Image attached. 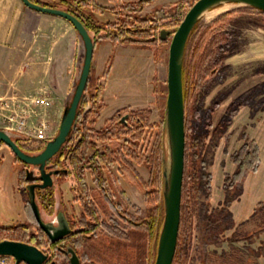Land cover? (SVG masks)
Masks as SVG:
<instances>
[{"label":"rangeland","instance_id":"1","mask_svg":"<svg viewBox=\"0 0 264 264\" xmlns=\"http://www.w3.org/2000/svg\"><path fill=\"white\" fill-rule=\"evenodd\" d=\"M43 1L48 3V0ZM96 1L103 6H112L109 0ZM195 1L154 0L144 7L141 15L158 21L161 30H170L169 26L176 20L182 21ZM57 2L58 0H53L49 3ZM227 13L230 15L222 19L223 23H215ZM100 14L103 13L95 12L93 15L99 25L111 21H106L107 18H111L109 12H104L102 17H99ZM199 24L197 33L206 31L205 43L212 42L214 38L217 41L214 55L217 65L211 66L215 67L212 74L201 82L189 115L190 126L195 132L192 134L205 138L204 172L210 176L211 197L208 205L211 209L218 207L225 198L224 181L227 175L234 174L236 170L234 161L236 153L244 145L255 141L260 154L256 171L247 174L240 197L230 207L234 226L224 233V239L219 244L204 245L196 217H192L184 264H230L225 261L221 263L218 260L223 252L235 253L240 257L241 264H264L262 253L264 230H259L258 218L253 215L256 204L264 200V13L242 4H222L204 13ZM170 35L165 41H161L159 34L154 49L150 46L117 42L124 45L123 48L136 46L149 49L143 55H135V50L128 49L112 51V48L108 46H103L102 49L107 48L110 53L103 55L104 51H99L101 47L98 46L99 52H96L92 64L94 68L91 83L97 85L104 83L106 90L104 89L103 94L107 92L103 96L105 107L100 113L99 122L95 125L96 129L106 126L108 120L112 118L115 120L125 118L132 122L134 112L146 111L144 115L147 117V124L155 125L153 129H149L144 142L143 151L146 155L151 152L158 127L165 117L168 58L172 34ZM104 42L116 44L110 40H102L99 43ZM185 57L187 59L186 54ZM108 63H110V71L107 77L103 78ZM142 72L145 74L148 72V75L137 76L143 74ZM153 75L155 78L152 82ZM124 77L127 81H123ZM75 84L76 81L73 86ZM119 88L128 93L132 91L129 88L138 89V94L131 95L135 98L130 96L118 100L120 96L115 95L119 92ZM207 120L212 125L208 129L203 127ZM22 139L30 148L38 147L40 144ZM163 139L166 147V134ZM3 154L10 155V149L6 146L0 147V227L23 224L33 230L35 218L18 186L16 170L20 168L23 170L24 167L21 164H15V167L12 163L14 162L12 154L9 162L2 156ZM168 161L169 155L166 148V162ZM136 170L144 181L148 180L149 170L145 166H136ZM23 172L24 176L25 169ZM106 176L112 201L109 202L103 193L98 195L99 218L96 223L98 235L107 241L103 242V246H95L101 251L100 260L94 257V260H82L81 264H154L157 245L153 240H149L145 227L132 226L121 216L128 214L133 220L145 216L143 189L138 181L120 176L116 167ZM86 178L89 179L91 186L95 185L92 184L88 174ZM75 183L74 177L54 178L53 211L50 214L42 207L40 208L45 222L55 221L57 214L63 211L71 220L79 217L83 206L82 203L74 204V199L72 200L74 196L72 188ZM21 186L26 188L22 184V179ZM114 203L121 205L118 212L113 206ZM62 245L66 249L70 247L64 243ZM233 248L237 251L234 252ZM251 250L260 252V255L252 254ZM47 252L50 253L49 250ZM66 261H68L67 258Z\"/></svg>","mask_w":264,"mask_h":264},{"label":"trees","instance_id":"2","mask_svg":"<svg viewBox=\"0 0 264 264\" xmlns=\"http://www.w3.org/2000/svg\"><path fill=\"white\" fill-rule=\"evenodd\" d=\"M31 1L47 7L61 8L75 16L90 33L94 42V50L102 40L154 48L158 40L157 35L161 30L158 21H155L152 17L141 15L144 7L154 0H109L112 6H103L96 0H58L55 4L43 3L39 0ZM95 12H109L112 14L113 19L99 25L93 16ZM229 15L230 13L223 15L215 23H223L222 19ZM180 22L181 19L176 20L174 24L169 26L172 33L176 31ZM199 27L198 22L188 38L187 52H185L187 59L185 57L183 63L185 168L182 187L181 224L173 264H184L193 216L196 217L198 222L204 245H217L224 239V233L234 226L230 207L240 197L247 174L256 171L260 154L255 141L244 145L236 153L234 156L236 170L234 174L227 175L224 181L225 198L218 207L211 209L208 205V200L211 197L210 176L204 172L205 138L192 134L193 129L190 126L189 115L201 82L212 74L214 66L217 65L214 60L215 43L217 41L214 38L212 42L205 43L206 31L198 34ZM212 65H214L213 68ZM109 71L110 63H108L103 73V78L107 77ZM91 80L92 67L71 132L60 151L50 160L53 167L59 168L57 171H59L58 174L61 178H66L72 174L76 181L74 190L79 196L74 201L82 203L83 211L77 219L71 220V218L66 217L72 232L63 241L53 242L39 227L36 220L33 230L23 224L0 227V241H19L35 245L39 249L52 251V260L56 264H68L63 252L59 250L61 242L72 247L79 256L80 261L94 260V257L100 260L101 251L99 247L95 246H103V242L107 240L98 235V224L93 222H97L99 218L97 212L98 195L103 193L107 200H112L105 184L106 175L111 174L115 167L120 176L138 181L144 191L145 216L133 220L128 214H122L126 222L132 226L145 227L149 240H153L157 245L164 218L162 196L164 121L159 125L151 152L147 155L143 151L145 148L144 142L149 129H153L155 125L147 124V117L144 115L146 111L134 112L131 118L132 122L127 121L124 124L120 119L115 120L112 118L108 120L109 124L107 123L101 129H96L95 124L105 107L103 99L105 85L104 83L92 84ZM211 126V122L207 120L203 127L208 129ZM13 139L26 154H34L45 147V143H41L38 147L30 148L23 142L22 138L14 137ZM4 146L6 145L0 142V147ZM10 152L15 164H21L24 168L31 167L22 163L11 150ZM136 166H145L149 170L147 181L139 176ZM23 170L20 168L18 171V186L21 195L30 208L26 184L30 180H27L26 173L23 176ZM86 171L90 173L95 184L93 188H89L85 181ZM21 179L26 188L21 186ZM36 200L40 208L42 207L50 214L52 213L55 204L52 188L37 189ZM116 211L118 212L119 209L116 208ZM253 215L258 218L259 230H264V200L256 204ZM233 251L236 252V248H233ZM251 252L260 255L258 251L251 250ZM262 253L264 254V249ZM218 260L221 263L225 261L230 264H241L240 257L235 253L223 252Z\"/></svg>","mask_w":264,"mask_h":264},{"label":"water","instance_id":"3","mask_svg":"<svg viewBox=\"0 0 264 264\" xmlns=\"http://www.w3.org/2000/svg\"><path fill=\"white\" fill-rule=\"evenodd\" d=\"M23 4L35 11L52 14L68 20L78 32L84 46V55L76 84L70 95L69 102L62 116L57 135L48 141L39 153L26 154L14 141L19 134L0 128V142L4 143L14 155L24 164L35 166L40 172L41 183L27 185L29 205L39 227L53 242L66 238L72 232L64 212L56 216L54 222H45L36 200V188L46 189L53 185V175L59 171L46 172V164L62 148L69 136L73 123L77 117L82 96L86 90L91 72L94 42L75 16L61 8L43 6L31 0H21ZM222 4H242L264 12V0H197L188 10L178 28L171 30L162 29L160 40L165 41L172 34L167 73V101L164 117V131L166 134V147L163 154V208L164 219L159 234L157 253L154 264H173L176 254L178 236L181 224L182 187L185 168V106L183 95V63L188 38L207 11ZM166 148L169 161L166 162ZM168 163V164H167ZM168 165V166H167ZM27 180H33L28 171ZM66 255L70 264H81L80 258L72 247H67ZM0 256H10L14 264H46L50 253L39 249L35 245L13 240L0 241ZM51 264H56L52 261Z\"/></svg>","mask_w":264,"mask_h":264},{"label":"crops","instance_id":"4","mask_svg":"<svg viewBox=\"0 0 264 264\" xmlns=\"http://www.w3.org/2000/svg\"><path fill=\"white\" fill-rule=\"evenodd\" d=\"M39 1L47 3V1ZM52 1L48 0V3ZM112 19L111 14V18H107L106 21ZM98 46L101 49L103 46L111 47L112 51L113 49L135 50V55H143L149 50L136 46L123 48L124 45L120 43L115 45L99 43L95 47L92 64L96 52L104 51L103 55L110 53L107 48L98 51ZM116 53L119 54L117 51ZM83 55V42L68 20L35 11L26 7L21 0H0V96L11 93L47 95L52 100L53 119L57 126H60L75 86L73 84L82 66ZM145 72L137 76L148 75L150 71L146 74ZM152 77L153 82L155 76ZM123 81L127 79L124 77ZM129 90L132 91L128 93L119 88L115 96H120L118 100H122L138 94V89L129 88ZM133 96L131 98H135ZM10 155L2 156L9 162ZM12 163L16 167L15 162Z\"/></svg>","mask_w":264,"mask_h":264},{"label":"built area","instance_id":"5","mask_svg":"<svg viewBox=\"0 0 264 264\" xmlns=\"http://www.w3.org/2000/svg\"><path fill=\"white\" fill-rule=\"evenodd\" d=\"M51 108L52 100L44 94L11 93L0 96V128L31 142L46 144L59 129ZM0 264H14V259L0 256Z\"/></svg>","mask_w":264,"mask_h":264},{"label":"flooded vegetation","instance_id":"6","mask_svg":"<svg viewBox=\"0 0 264 264\" xmlns=\"http://www.w3.org/2000/svg\"><path fill=\"white\" fill-rule=\"evenodd\" d=\"M159 34H160V32L158 33V35H157V39H158V36H159ZM99 44V43H98ZM97 44V45H98ZM100 118H101V116L99 117V119L97 120V122H96V124L99 122V120H100ZM120 121L121 122H123L124 124H126V122H127V120L125 119V118H120ZM95 124V125H96ZM24 165V164H23ZM25 166V165H24ZM30 168V169H29ZM25 169V173L26 174H28V171H29V173H30V176L33 178V180H31V181H28L26 184L27 185H29V184H31V183H41V181H40V172H39V170L37 169V167H35V166H31V167H25L24 168ZM46 172H54V171H57V170H59V168H55V167H53V164L52 163H50V161H48L47 162V164H46ZM20 170V169H19ZM18 170V171H19ZM89 175L90 176V180H92V177H91V175H90V173L88 172V171H86L85 172V181H86V183H87V185H88V187L89 188H93L95 185H94V183H92L94 186H91L90 184H89V182H88V178H86V175ZM55 177H57V178H61V176L59 175V174H57V175H53V183H54V178ZM69 177H73V175L72 174H70L67 178H69ZM92 182H93V180H92ZM107 183H108V180L106 179V187H108L107 186ZM75 185H76V183H75ZM75 185H73V188H72V193H74V196L72 197V200L74 199H76V197L77 196H79L78 194H77V192H75V190H74V187H75ZM48 188H53V185L51 186V187H48ZM37 189H40V188H36V191H37ZM47 189V188H46ZM109 192V194H110V190L108 191ZM73 200V202H74V204L75 203H78V204H80V202L79 201H74ZM112 200H110L109 202H111ZM119 205L120 204H116V203H114L113 204V206L115 207V209L116 208H118L119 209ZM32 211V210H31ZM64 212V211H63ZM60 213V212H59ZM65 213V215H66V217L67 218H69L70 219V217L67 215V213L66 212H64ZM124 215V214H123ZM123 215H121V216H123ZM34 216V215H33ZM54 222V221H53ZM71 222V221H70ZM93 223H96V222H93ZM97 224V223H96ZM64 239H62V240H60V241H63ZM62 243L63 242H61L60 243V245H61V247L59 248V250L61 251V252H63V254H64V256L67 258V260H68V262H69V257L66 255V253H65V249H66V247L64 246V245H62ZM52 252V251H51ZM51 252H50V257H49V261L46 263V264H51V262L53 261L52 260V256H51ZM70 263V262H69Z\"/></svg>","mask_w":264,"mask_h":264}]
</instances>
